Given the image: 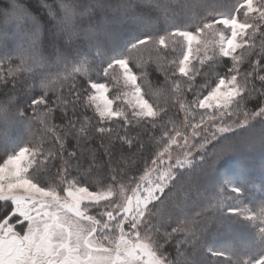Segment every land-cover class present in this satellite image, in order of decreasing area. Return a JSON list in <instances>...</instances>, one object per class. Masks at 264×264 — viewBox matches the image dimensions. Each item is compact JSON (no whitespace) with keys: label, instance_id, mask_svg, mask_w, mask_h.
Returning <instances> with one entry per match:
<instances>
[{"label":"snow or ice","instance_id":"6c2138e0","mask_svg":"<svg viewBox=\"0 0 264 264\" xmlns=\"http://www.w3.org/2000/svg\"><path fill=\"white\" fill-rule=\"evenodd\" d=\"M192 19L194 30L174 29L158 36H145L132 45L128 57L107 64L105 75L112 77L119 72L130 89L124 93L126 105L120 96L110 98L107 83L88 81L86 87H81L77 78L86 71L83 64L57 73L44 71L41 66L47 67L48 60L36 48L26 50L16 60L0 61V83L5 88L9 81L13 85L4 94L5 99L0 100V120L23 117L30 133L33 124L38 123L52 145L48 148L45 143L29 141L0 163V202L10 208L8 211L0 208V264H165L160 258L159 244L154 243V227L153 231L149 227L153 218L163 219L182 209L177 186L180 176L173 169L182 167L187 160L178 159L158 181L143 187L134 176H128V157L124 155L146 150L144 137L150 139L157 129H165L163 135L168 139L165 152L176 143L166 130L164 117L168 113L157 102L153 90L169 92L173 101L170 107L179 104L186 117L188 109L202 112L200 124L205 131L209 126L215 128L210 137L205 136L202 143L193 145L201 163L211 160L205 175L216 160L234 147L228 137L217 139L216 133L230 132L234 125L243 127L254 115H264V0H234L231 15L194 14ZM209 33L219 37L218 43L211 47L206 39H201ZM178 41L184 45L182 55L168 61L167 66L158 62L156 71L161 75L149 80L147 64L138 61L134 53L153 46L158 56H166L175 50ZM216 57L227 58L230 63L226 62L222 76L210 85L211 66L209 72H201L200 66ZM132 64L138 74L133 73ZM21 76L25 78L21 89L24 95L38 89L27 109L17 106L13 94ZM197 76L204 77L203 84L196 83ZM206 88L210 90L204 91ZM189 94L192 99H187ZM117 100L121 103H114ZM81 108L94 109V116L81 113ZM53 113L61 124L52 123ZM232 117L237 119L225 122ZM217 120L222 126L216 125ZM133 132L135 135H130ZM176 135L180 132L176 131ZM193 135L200 133L194 131ZM184 139L187 143V137ZM97 140L100 141L97 148L88 146ZM160 155L157 154L153 164L161 162ZM48 163L55 172L49 169L52 182L46 184L30 169L47 167ZM125 179L127 184L123 183ZM144 179L140 177V181ZM166 189L167 196L157 195ZM240 191L232 189L236 194ZM92 209L98 210L95 215L90 214ZM228 212L256 224V245L264 252V206L255 210L248 206L232 207ZM202 214L197 213V217ZM17 225L22 235L16 230ZM204 226L196 217L187 215L171 232L195 238ZM240 264H249L248 257L240 258ZM252 264H264V254Z\"/></svg>","mask_w":264,"mask_h":264},{"label":"trees","instance_id":"16d2710c","mask_svg":"<svg viewBox=\"0 0 264 264\" xmlns=\"http://www.w3.org/2000/svg\"><path fill=\"white\" fill-rule=\"evenodd\" d=\"M233 3L234 0H0V29L6 31L5 35L8 38H12L15 31L2 29L1 25L9 14L22 13L25 17L18 24L19 30L28 36L22 41L6 39L1 42L0 61L16 60L26 50L36 48L41 56L48 60L47 67L41 66L44 71L57 73L66 67L83 64L86 71L77 78L81 87H86L87 82L92 81L104 82L110 88L114 86L121 89L122 83L119 79L115 82L114 76L108 77L104 73V68L113 59L128 57L132 45L145 36H158L174 29L194 30L192 19L194 14L197 17L206 16L209 13L231 15ZM13 4H16V8ZM68 6L77 11H85L84 16L74 20L72 32H68L65 23L61 24L65 16L63 11H66ZM104 20L110 26L108 30H116L112 37L102 36L99 33L94 35L88 33L89 30L102 29ZM119 22V28L111 25ZM74 32H78V35L74 36ZM55 35L58 37L57 42L53 39ZM174 49L166 56L163 54L158 56L154 47L148 46L146 49L135 52L134 56L138 61L147 64L145 70L149 73L148 78L154 81L157 76L161 75L156 71L158 62L167 66L168 61L182 55L184 48L181 46V41L175 44ZM226 62L230 63L227 58L216 57L215 60L201 64V72H209L211 66L213 74L208 81L210 85H214L222 76L226 70ZM192 63L198 65L196 60ZM130 67L134 74H138L135 64ZM24 79L23 76L19 77L21 83L13 94L16 95L17 106L27 109L31 97L38 93V89H33L31 95H24L21 91L24 88ZM195 79L198 85L204 83V77L197 76ZM12 87L10 81L7 83V88L0 83V100L5 99L4 94ZM208 90L210 88L204 89V91ZM64 91L66 92L67 89L65 88ZM153 91L158 96L157 102L168 113L164 121L167 125L166 130L172 136L179 131L183 121L192 120L200 124L202 112L193 113L191 109H188L186 117L185 112L180 110L179 104L170 107L173 101L170 99L169 92L163 89ZM187 99H192L191 94L187 95ZM252 103L249 104V108H252ZM79 111L90 117L94 116V109L81 108ZM253 117L250 118L248 125L232 129L227 133H216L217 139L221 136L228 137L234 147L232 151L216 160L212 166L210 171H215V176L211 177L210 171L205 175L211 160L201 163L198 151L191 163L174 170L176 175L180 176L177 186L180 189L178 202L182 209L163 219L153 218L149 227L150 231H153L154 227V243L159 244L160 257L167 264H240L242 257H248L249 264H252L264 254L256 245V224L228 212V209L232 207L248 206L255 210L264 206V144L248 150L242 148L249 137L254 135L259 137L264 134L261 127L264 126V115L256 114ZM79 118L82 119V117ZM95 119L98 120L99 117L95 116ZM235 119L237 118L232 117L231 120L225 122L231 123ZM52 123L57 125L62 123L56 118V113H53ZM220 124L221 121L217 120L216 125L220 126ZM104 126L116 127L112 124ZM142 127L137 130H142ZM173 128L176 131H173ZM164 131L165 129H157L150 139L144 137L148 144L146 150L139 151L135 155L124 153L128 157L126 161V167L129 169L128 176H134L139 181L144 171L157 158V154L165 149L168 139L164 137ZM207 131L200 137L202 142L205 136H211L215 128L209 126ZM130 135H135V133H130ZM29 141L37 144L45 143L48 148L52 146L45 129L38 123L33 124L30 133L26 119L23 117L15 121L0 120V163ZM70 142L75 143L71 140ZM99 143L100 141L97 140L88 146L97 148ZM208 150L211 151V148ZM102 152L101 149L98 154L102 155ZM119 155L120 153H117V156ZM49 169L55 172V168L51 167L50 163L47 167L41 166L30 169V171H33L47 184L52 182L48 175ZM209 180L212 181L211 185H202L204 181ZM123 183L127 184V179ZM191 184H197V187L189 191ZM132 186L134 187L135 184ZM233 188H240V193L232 192ZM167 194L166 189L161 195L167 196ZM196 194L199 195L198 199L195 198ZM183 195H186L187 199H183ZM190 202L196 205L190 206ZM0 208L4 211L10 210L4 207L3 202H0ZM197 213L203 214L197 217ZM187 215L196 217L205 223L202 231L195 238L191 234L171 232V228ZM16 230L23 233L19 225L16 226ZM217 252H223L226 255H213Z\"/></svg>","mask_w":264,"mask_h":264},{"label":"rangeland","instance_id":"374dc122","mask_svg":"<svg viewBox=\"0 0 264 264\" xmlns=\"http://www.w3.org/2000/svg\"><path fill=\"white\" fill-rule=\"evenodd\" d=\"M13 6L16 8V4H13ZM106 9H107V7H106ZM110 10H114V8H110ZM63 12H64L63 14L65 16H64L61 24L65 23L66 27L68 28V32H72L73 26H74V20L80 18V16H84L85 11H83V12L77 11V10L71 8L70 6H68L66 11H63ZM24 17H25V15H23L22 13L9 14L7 17H5V21L2 23L1 28L5 29V30L12 29L13 31H15V35L12 38H8L5 35L6 31H2L0 29V43L4 42L6 39H9L12 41H16V40L22 41V40H25L28 38V36L25 34V32H22L21 30H19V25H18L21 22V20L24 19ZM31 25H34V24H31ZM111 25L117 26L119 28L120 22L116 23V24H111ZM109 27L110 26H109L108 22H106V20H104L102 29H99V31L94 30V29L89 30L88 33L93 34V35L96 33H99L102 36L112 37L113 34L116 32V30H111V29L108 30ZM74 31H76V30H74ZM75 35H78V32H74V36ZM53 39L56 42L58 41V37H56V35L53 36ZM91 39H92V36L90 37V40ZM201 39H206L208 44H209V47H211V45L213 43H218L219 37H218V35H214L212 33H209L206 37L202 36ZM181 46L184 48L182 41H181ZM195 47H198V46L194 45V48ZM199 47L202 48V46H199ZM194 55L200 56V55H202V53H194ZM194 61L195 60H193L192 62H194ZM118 79L122 83L121 89L116 88L114 86L111 88L109 87L110 90L112 89V91H109V96H110V98L120 96L121 100H123V103L126 105L127 102H126V99H124V93L129 92L130 89L125 86L123 78L119 72H117V74L114 75V81L116 82V81H118ZM97 83H100V82H97ZM121 100L114 101V103L120 104ZM128 111L130 112L131 109L129 108ZM252 118H254V117H252ZM194 125H199V127L193 128ZM220 126H222V125L220 124ZM261 127L264 131V126H261ZM236 128H238V127H236L234 125L233 129H236ZM194 131L199 132L200 135L194 136L193 135ZM178 132H180L179 136L176 135V132L173 134V137H175V139H176V143L169 145L167 152H165V149H164L160 153V154H162L159 157L161 162L158 164L151 163L150 166L144 171L142 176L145 177V179L143 181H140V179H139V182L142 184L143 187H148L150 183H154V182L158 181L159 176L161 174H163L164 172H166L170 166L175 165L176 161L178 159L179 160H185V159L187 160V162L183 166L191 163L194 155H196V153L198 151V149L196 147H193V145H199L200 143H202V139H200V137H202L203 134L207 133L208 131H205L204 126H201L196 121H192V120L188 121L187 120V121H183L182 126ZM262 135H264V134H262ZM262 135L259 137H258V135L257 136L254 135L252 137H249L247 140V143L244 144L242 146V148L245 150H248L251 147H256V146L264 144V142H261ZM185 137H187V143H185V139H184ZM189 151H190V154L186 155L187 153H189ZM175 169H177V168H174L173 170H175ZM210 173H211V177H212V175L215 176V174H216L215 171H210ZM203 184H204V186H209L212 184V181L211 180L204 181L202 183V185ZM196 187H197V184H191L189 191L195 189ZM125 190L128 191V189H125ZM129 194H131V193L129 192ZM161 194L162 193H157V195H161ZM198 197H199V195L196 194L195 198L198 199ZM182 198L187 199L186 195H183ZM189 205L195 206L196 204L193 202H190ZM97 211H98L97 209H92V210H90V214L95 215ZM25 227H26V222H25ZM105 246H107V245H105ZM160 258L162 259V257H160ZM165 264H167V263L165 262Z\"/></svg>","mask_w":264,"mask_h":264}]
</instances>
